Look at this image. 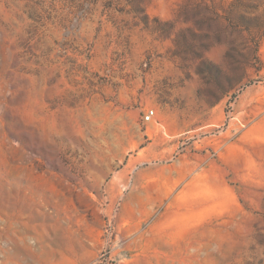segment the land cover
Masks as SVG:
<instances>
[{"label": "rangeland", "instance_id": "obj_1", "mask_svg": "<svg viewBox=\"0 0 264 264\" xmlns=\"http://www.w3.org/2000/svg\"><path fill=\"white\" fill-rule=\"evenodd\" d=\"M0 264H264V0H0Z\"/></svg>", "mask_w": 264, "mask_h": 264}, {"label": "built area", "instance_id": "obj_2", "mask_svg": "<svg viewBox=\"0 0 264 264\" xmlns=\"http://www.w3.org/2000/svg\"><path fill=\"white\" fill-rule=\"evenodd\" d=\"M152 114H153V111H151V110H148V111H146L145 113H144V120L145 121H148L149 119H150V117L152 116Z\"/></svg>", "mask_w": 264, "mask_h": 264}, {"label": "trees", "instance_id": "obj_3", "mask_svg": "<svg viewBox=\"0 0 264 264\" xmlns=\"http://www.w3.org/2000/svg\"><path fill=\"white\" fill-rule=\"evenodd\" d=\"M237 1L241 2L242 0H237Z\"/></svg>", "mask_w": 264, "mask_h": 264}]
</instances>
